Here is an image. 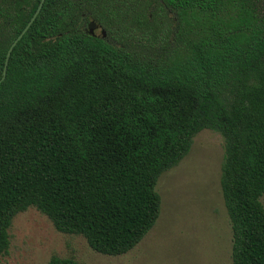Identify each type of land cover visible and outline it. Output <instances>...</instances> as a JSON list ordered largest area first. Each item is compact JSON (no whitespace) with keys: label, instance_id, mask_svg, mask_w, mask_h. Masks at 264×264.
Returning <instances> with one entry per match:
<instances>
[{"label":"trees","instance_id":"1","mask_svg":"<svg viewBox=\"0 0 264 264\" xmlns=\"http://www.w3.org/2000/svg\"><path fill=\"white\" fill-rule=\"evenodd\" d=\"M41 2L0 0V81ZM205 130L225 142L233 264H264V0H46L0 83V259L30 208L128 254Z\"/></svg>","mask_w":264,"mask_h":264},{"label":"rangeland","instance_id":"2","mask_svg":"<svg viewBox=\"0 0 264 264\" xmlns=\"http://www.w3.org/2000/svg\"><path fill=\"white\" fill-rule=\"evenodd\" d=\"M224 159L221 134L197 135L188 156L159 180L162 210L155 227L126 255L98 254L83 237L58 232L48 217L30 208L15 218L10 250L0 264H48L53 256L80 264H233V234L221 191Z\"/></svg>","mask_w":264,"mask_h":264},{"label":"water","instance_id":"3","mask_svg":"<svg viewBox=\"0 0 264 264\" xmlns=\"http://www.w3.org/2000/svg\"><path fill=\"white\" fill-rule=\"evenodd\" d=\"M46 0H42L41 4L38 7V10L36 11L35 15L33 16L32 20L30 21V23L27 25V27L24 29V31H22L23 33L18 37V39L13 43V45L11 46L8 54H7V58H6V62H5V69H4V73H3V79L0 81V83L6 79L7 77V71H8V65L10 62V58L12 55V52L14 50V48L16 47V45L18 44V42L24 37V35L27 33V31L30 29V27L32 26V24L35 22L36 18L38 17V15L40 14L43 5L45 3ZM92 28L94 27L93 25L91 26ZM102 34L103 36L105 35V31L102 30Z\"/></svg>","mask_w":264,"mask_h":264},{"label":"flooded vegetation","instance_id":"4","mask_svg":"<svg viewBox=\"0 0 264 264\" xmlns=\"http://www.w3.org/2000/svg\"><path fill=\"white\" fill-rule=\"evenodd\" d=\"M93 30H92V32H93V34H95L96 36H100V35H103L102 34V28H95V26L92 28ZM104 31V30H103Z\"/></svg>","mask_w":264,"mask_h":264}]
</instances>
